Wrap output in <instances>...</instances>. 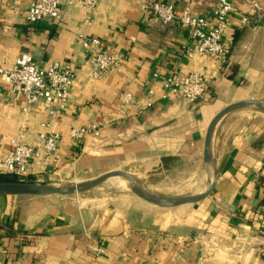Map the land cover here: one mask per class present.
Masks as SVG:
<instances>
[{"label": "crops", "instance_id": "0c3cea01", "mask_svg": "<svg viewBox=\"0 0 264 264\" xmlns=\"http://www.w3.org/2000/svg\"><path fill=\"white\" fill-rule=\"evenodd\" d=\"M152 1L99 0L95 7L76 1L63 8L59 22L28 23V0H0L1 67L28 52L38 67L68 62L75 71L56 126L57 160H33L26 176L72 182L124 169L156 185L159 177L191 175L187 190L204 188L209 120L228 103L264 101V0H235L237 11L223 34L229 47L224 63L196 54L177 22L163 24L151 15ZM160 1L173 4L177 15L185 7L207 13L216 2ZM240 14L251 22L242 23ZM79 34L121 53L120 64L93 77ZM174 70H204L211 78L208 91L194 101L160 98L163 80ZM149 88L151 106H121L120 91L141 100ZM243 109L218 122L212 139L215 184L196 203L160 207L136 197L93 202L74 195H0V264H264V112ZM48 119L42 104L27 105L0 77V172L22 125V141L35 146L40 123ZM90 124L99 127L97 134H70Z\"/></svg>", "mask_w": 264, "mask_h": 264}, {"label": "built area", "instance_id": "2783aa9c", "mask_svg": "<svg viewBox=\"0 0 264 264\" xmlns=\"http://www.w3.org/2000/svg\"><path fill=\"white\" fill-rule=\"evenodd\" d=\"M78 1L84 7H95L99 0H28L25 19L28 23L48 19L59 22L63 8ZM255 10H262L259 2L253 3ZM148 10L163 24L177 22L186 35L195 43V53L216 58L220 63L226 62L229 47L223 42V34L229 25L228 17L236 12L235 0H216L212 8L204 14H195L190 7H185L179 15L175 13L173 4L154 0L148 4ZM241 22L249 24L251 16L240 14ZM78 40L86 48V60L90 65V73L95 78L114 70L121 62L122 55L110 46L103 45L98 38L79 34ZM192 57L193 51H187ZM157 76V73H154ZM0 77L12 91L23 94L27 105L42 104L47 109L49 119L40 123L39 143L30 145L22 141L24 124L17 137L10 139L11 151L3 159V173L16 177L26 176L30 165L35 159H42L54 163L57 160L60 134L57 123L66 108L75 71L68 62L54 61L46 67H38L28 52L20 53L11 65L1 67ZM210 76L204 70H191L187 73L172 71L163 80V92L160 98L170 95L194 101L203 96L209 89ZM154 90L149 88L144 98L137 100L133 93L122 90L118 93V100L122 107L135 104L140 108H147L154 102ZM27 106L23 111L27 114ZM99 127L90 124L87 127H73L72 136L83 134H97ZM103 248L99 252H103Z\"/></svg>", "mask_w": 264, "mask_h": 264}, {"label": "water", "instance_id": "95a60500", "mask_svg": "<svg viewBox=\"0 0 264 264\" xmlns=\"http://www.w3.org/2000/svg\"><path fill=\"white\" fill-rule=\"evenodd\" d=\"M249 106L264 112L263 100L243 99L226 104L209 120L203 143V161L205 164L206 179L203 190L197 195H165L150 191L141 184L136 176L124 169L110 170L85 181L45 182L32 180H0V195L83 194L98 188L103 182L111 178H122L126 180V188L116 189V191L133 194L136 198L147 203L160 207H174L196 203L207 197L215 184L217 171L214 167L212 157V139L218 122L226 114Z\"/></svg>", "mask_w": 264, "mask_h": 264}, {"label": "rangeland", "instance_id": "374dc122", "mask_svg": "<svg viewBox=\"0 0 264 264\" xmlns=\"http://www.w3.org/2000/svg\"><path fill=\"white\" fill-rule=\"evenodd\" d=\"M245 113L253 114L257 110L253 107H246L242 110ZM135 176V175H134ZM191 175L184 176H174L168 175L166 177H159L156 179L159 183L156 185L149 180H144L141 176L137 177L141 184L150 191H154L160 194L165 195H186L189 193L188 188V180ZM126 188V180L122 178H112L100 185L98 188L91 190L87 193L83 194H74L73 197H77L79 199L90 200L93 202H113L120 199H129L135 198L133 194L130 193H120L117 192L116 189H125ZM156 189V190H155Z\"/></svg>", "mask_w": 264, "mask_h": 264}, {"label": "trees", "instance_id": "16d2710c", "mask_svg": "<svg viewBox=\"0 0 264 264\" xmlns=\"http://www.w3.org/2000/svg\"><path fill=\"white\" fill-rule=\"evenodd\" d=\"M0 180H32V181H35L34 179L28 176L16 177L14 175H10V174L3 173V172H0Z\"/></svg>", "mask_w": 264, "mask_h": 264}, {"label": "bare ground", "instance_id": "6f19581e", "mask_svg": "<svg viewBox=\"0 0 264 264\" xmlns=\"http://www.w3.org/2000/svg\"><path fill=\"white\" fill-rule=\"evenodd\" d=\"M112 179V178H111ZM203 189L199 190V191H195V192H189L187 195H197L199 194Z\"/></svg>", "mask_w": 264, "mask_h": 264}]
</instances>
